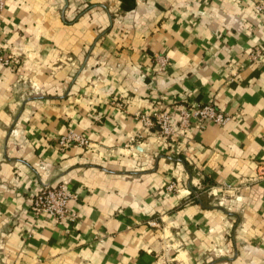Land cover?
I'll return each mask as SVG.
<instances>
[{
  "label": "crops",
  "instance_id": "obj_1",
  "mask_svg": "<svg viewBox=\"0 0 264 264\" xmlns=\"http://www.w3.org/2000/svg\"><path fill=\"white\" fill-rule=\"evenodd\" d=\"M254 2L5 0L0 264H264ZM208 101L229 119L171 139L139 118ZM57 183L73 220L33 206Z\"/></svg>",
  "mask_w": 264,
  "mask_h": 264
},
{
  "label": "built area",
  "instance_id": "obj_2",
  "mask_svg": "<svg viewBox=\"0 0 264 264\" xmlns=\"http://www.w3.org/2000/svg\"><path fill=\"white\" fill-rule=\"evenodd\" d=\"M4 4L5 0H0V9L4 7ZM254 10L264 19V0H255ZM261 51V49L256 48L252 54L256 57ZM158 60L160 68H163L168 62L166 55H158ZM0 62L7 63L8 58L0 56ZM174 114L173 111L163 108L154 112V119L145 113H139V118L146 124L155 123L160 132L169 139L174 138L179 133L185 134L191 127L199 128L207 121L224 124L229 119V115L217 109L211 101L194 103L192 105L184 104L177 110V117L175 119ZM58 142L61 146H66L73 142L86 146L90 144L87 137L72 129L62 134ZM166 187L168 190H171L175 187V183L171 181ZM73 196L74 193L64 183L48 184L41 187L34 194L32 203L35 208L44 210L59 220L66 218L73 220L76 214L69 209V200Z\"/></svg>",
  "mask_w": 264,
  "mask_h": 264
}]
</instances>
